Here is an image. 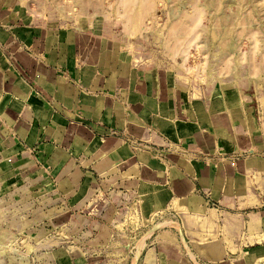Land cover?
Masks as SVG:
<instances>
[{
	"label": "crops",
	"instance_id": "0c3cea01",
	"mask_svg": "<svg viewBox=\"0 0 264 264\" xmlns=\"http://www.w3.org/2000/svg\"><path fill=\"white\" fill-rule=\"evenodd\" d=\"M30 4L0 0L9 194L75 207L99 182L130 189L145 215L173 208L208 219L186 224L192 257L164 245L160 264H264L263 107L232 84L199 87L138 60L96 18L67 23Z\"/></svg>",
	"mask_w": 264,
	"mask_h": 264
},
{
	"label": "rangeland",
	"instance_id": "374dc122",
	"mask_svg": "<svg viewBox=\"0 0 264 264\" xmlns=\"http://www.w3.org/2000/svg\"><path fill=\"white\" fill-rule=\"evenodd\" d=\"M30 2L40 17L96 18L125 39L138 60L199 87L232 84L264 109V0ZM6 187L0 183L4 264H160L164 245L192 257L186 224L208 221L173 208L145 215L130 189L115 194L100 182L75 207L46 194L16 199Z\"/></svg>",
	"mask_w": 264,
	"mask_h": 264
},
{
	"label": "bare ground",
	"instance_id": "6f19581e",
	"mask_svg": "<svg viewBox=\"0 0 264 264\" xmlns=\"http://www.w3.org/2000/svg\"><path fill=\"white\" fill-rule=\"evenodd\" d=\"M231 48V47H230ZM232 50V49H231ZM174 224V223H173ZM176 226V225H175ZM6 236V233H4V232H2V234L0 235V241H1V239H3V237H5ZM167 239V238H166ZM191 254V253H190ZM151 255V254H150ZM150 257V256H149ZM0 264H4V260H1L0 259Z\"/></svg>",
	"mask_w": 264,
	"mask_h": 264
}]
</instances>
